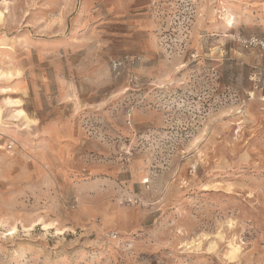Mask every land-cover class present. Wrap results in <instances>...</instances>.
<instances>
[{
	"label": "rangeland",
	"instance_id": "374dc122",
	"mask_svg": "<svg viewBox=\"0 0 264 264\" xmlns=\"http://www.w3.org/2000/svg\"><path fill=\"white\" fill-rule=\"evenodd\" d=\"M251 37L264 0H0V264H264Z\"/></svg>",
	"mask_w": 264,
	"mask_h": 264
},
{
	"label": "built area",
	"instance_id": "2783aa9c",
	"mask_svg": "<svg viewBox=\"0 0 264 264\" xmlns=\"http://www.w3.org/2000/svg\"><path fill=\"white\" fill-rule=\"evenodd\" d=\"M245 43H248L250 45H260L264 48V40L257 38V37H251L249 40H245ZM112 236H115L114 233H111Z\"/></svg>",
	"mask_w": 264,
	"mask_h": 264
},
{
	"label": "bare ground",
	"instance_id": "6f19581e",
	"mask_svg": "<svg viewBox=\"0 0 264 264\" xmlns=\"http://www.w3.org/2000/svg\"><path fill=\"white\" fill-rule=\"evenodd\" d=\"M19 113V112H18ZM237 249V248H236Z\"/></svg>",
	"mask_w": 264,
	"mask_h": 264
}]
</instances>
